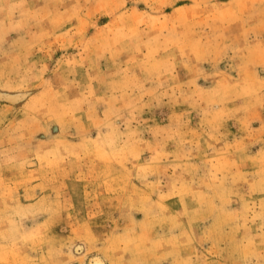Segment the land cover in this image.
Masks as SVG:
<instances>
[{
    "label": "rangeland",
    "instance_id": "374dc122",
    "mask_svg": "<svg viewBox=\"0 0 264 264\" xmlns=\"http://www.w3.org/2000/svg\"><path fill=\"white\" fill-rule=\"evenodd\" d=\"M99 263L264 264V0H0V264Z\"/></svg>",
    "mask_w": 264,
    "mask_h": 264
},
{
    "label": "bare ground",
    "instance_id": "6f19581e",
    "mask_svg": "<svg viewBox=\"0 0 264 264\" xmlns=\"http://www.w3.org/2000/svg\"><path fill=\"white\" fill-rule=\"evenodd\" d=\"M97 262V261H96ZM100 264V263H99Z\"/></svg>",
    "mask_w": 264,
    "mask_h": 264
}]
</instances>
